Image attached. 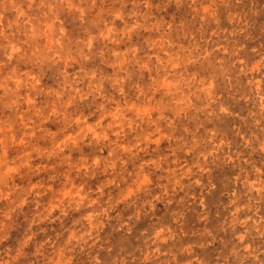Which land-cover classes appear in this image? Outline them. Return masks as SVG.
Instances as JSON below:
<instances>
[{"label": "clouds", "instance_id": "9594fccd", "mask_svg": "<svg viewBox=\"0 0 264 264\" xmlns=\"http://www.w3.org/2000/svg\"><path fill=\"white\" fill-rule=\"evenodd\" d=\"M0 264H264V0H0Z\"/></svg>", "mask_w": 264, "mask_h": 264}]
</instances>
